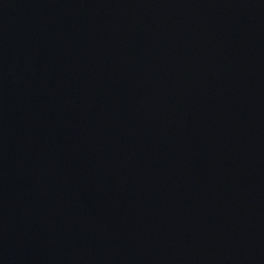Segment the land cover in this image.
Here are the masks:
<instances>
[{
  "label": "water",
  "instance_id": "1",
  "mask_svg": "<svg viewBox=\"0 0 264 264\" xmlns=\"http://www.w3.org/2000/svg\"><path fill=\"white\" fill-rule=\"evenodd\" d=\"M0 264H264V0H0Z\"/></svg>",
  "mask_w": 264,
  "mask_h": 264
}]
</instances>
